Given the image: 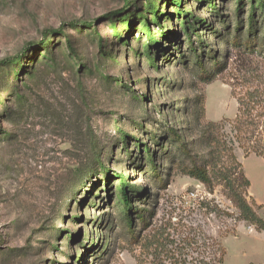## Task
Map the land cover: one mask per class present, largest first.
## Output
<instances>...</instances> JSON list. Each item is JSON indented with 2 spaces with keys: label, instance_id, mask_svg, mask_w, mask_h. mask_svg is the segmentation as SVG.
<instances>
[{
  "label": "rangeland",
  "instance_id": "374dc122",
  "mask_svg": "<svg viewBox=\"0 0 264 264\" xmlns=\"http://www.w3.org/2000/svg\"><path fill=\"white\" fill-rule=\"evenodd\" d=\"M199 1L152 0L162 21L148 24L161 43L152 47L155 68L146 57L149 35L141 32L139 14L151 18L145 0H0V264H219L216 242L227 250L224 264H264V232L237 220L221 187L209 192L178 171L164 175L165 189L157 187L135 142L154 151L165 174L169 130L196 135V96L205 93V117L219 122L237 115L233 93L264 88V58L228 49L216 34L222 22L234 31L240 18L246 34L249 0L238 17L239 0H213L214 7ZM128 3L135 6L129 12ZM179 11L193 15L191 41L200 56L201 42L220 61L230 54L211 84L201 83L188 59ZM42 41L50 42L48 51ZM18 56V69L3 68ZM235 154L264 218V159L246 158L238 147ZM122 176L145 193L131 195L134 208L157 201L144 235L163 249L133 247L122 234Z\"/></svg>",
  "mask_w": 264,
  "mask_h": 264
},
{
  "label": "trees",
  "instance_id": "16d2710c",
  "mask_svg": "<svg viewBox=\"0 0 264 264\" xmlns=\"http://www.w3.org/2000/svg\"><path fill=\"white\" fill-rule=\"evenodd\" d=\"M145 1L147 2L146 7L151 14V18L141 13L139 14V18L144 19L141 32L149 35V42L145 50L146 57L151 65L156 68L155 61L152 60V47H158L161 43L151 34L148 24L150 20H153L154 23L161 26L162 21L159 18L158 9L152 0ZM199 2L200 4H206L208 7H214L213 0H200ZM173 3L177 8H180L181 1H174ZM243 4L244 0H239L236 5L237 17L242 16ZM248 6L250 10L245 35L242 30L243 21L241 18L236 20L234 31L230 30L227 22H222L224 25L223 33L217 32L216 34L219 39L225 41L228 49H236L241 54H258L264 58V34L261 38L258 36L260 29L264 31V0H249ZM127 7L129 12L135 6L133 3H128ZM184 13L179 11V15H184L183 30L188 37L187 40L191 41L192 33L196 31L191 26L193 15ZM216 13L217 10L212 14L216 15ZM107 17L109 21L114 22V18L110 15ZM129 18L128 16L127 19ZM127 25H129V22ZM84 26L89 29L94 28L93 24H85ZM112 29L117 35L116 37L122 40V36L116 31L115 26H112ZM60 31L61 29L46 32L43 40H47L52 34ZM95 35L98 41L102 42L97 32H95ZM64 38L66 39L67 36L65 35ZM49 43L42 41L39 46L43 47V51H48L50 48ZM66 45L67 50L75 55L76 51L70 37ZM200 45L202 48L201 56L196 51L194 42H190V50L193 53V57L191 56L192 58L189 57L188 59L191 60L195 67L196 75L201 83L211 84L227 70L230 54L228 53L223 58V61H220L219 56L212 51H208V47L203 42ZM48 53L52 54L50 51ZM21 58L22 56H18L6 60L3 68L18 69L16 66L21 62ZM182 59L186 58L182 57ZM233 95L238 102L237 115L232 120L222 119L219 122L209 121L205 117V93L196 96L194 100L196 110L193 116V124H191V127L196 129V135L189 138L187 133L185 134L176 129L169 130L167 137L173 149L166 152L163 158V161L166 160L167 165H169L165 174L159 170L156 164L154 151L150 147L140 144L138 140L135 142L138 143L139 153L147 161L146 167L154 185L165 189L169 180L164 178V175L170 177L174 171H178L182 175L201 183L209 192H213L215 187L219 186L221 187L222 195L238 211L237 220L249 224L257 232H264V218L258 212L263 206L257 204L255 199L250 196L251 182L235 154V149L238 147L243 151L246 158L253 154L264 159V88L249 86L243 94L233 93ZM151 140L159 143L157 138L153 136ZM99 162L97 167L103 169V163ZM120 185L119 205L123 209L120 220L122 234L127 237L133 247L163 249L164 246L160 239H155L149 242L148 245L147 236L144 235V232L152 227L153 220L157 215V209L155 208L157 201L150 204L147 200H142L143 202L145 201V206L134 208L131 195H137L142 198L145 193L132 188L125 176L121 177ZM216 247L218 263L224 264L227 250L219 242H216Z\"/></svg>",
  "mask_w": 264,
  "mask_h": 264
},
{
  "label": "crops",
  "instance_id": "0c3cea01",
  "mask_svg": "<svg viewBox=\"0 0 264 264\" xmlns=\"http://www.w3.org/2000/svg\"><path fill=\"white\" fill-rule=\"evenodd\" d=\"M252 232H255L254 230ZM237 237V236H236Z\"/></svg>",
  "mask_w": 264,
  "mask_h": 264
}]
</instances>
